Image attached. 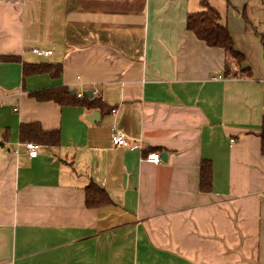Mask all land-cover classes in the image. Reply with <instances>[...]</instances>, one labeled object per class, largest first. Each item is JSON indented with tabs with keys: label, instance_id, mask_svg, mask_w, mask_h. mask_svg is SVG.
<instances>
[{
	"label": "crops",
	"instance_id": "1",
	"mask_svg": "<svg viewBox=\"0 0 264 264\" xmlns=\"http://www.w3.org/2000/svg\"><path fill=\"white\" fill-rule=\"evenodd\" d=\"M203 1L246 58L231 75L225 52L187 30ZM254 32L264 34V0H0V57L19 60L0 62V264H264ZM49 64L59 76L40 70ZM60 88L100 106L33 96ZM22 124L60 141L45 145L36 127L20 138ZM113 127L138 148H115ZM26 143L41 147L36 159ZM152 152L161 164L144 161ZM91 183L107 196L95 206Z\"/></svg>",
	"mask_w": 264,
	"mask_h": 264
},
{
	"label": "trees",
	"instance_id": "2",
	"mask_svg": "<svg viewBox=\"0 0 264 264\" xmlns=\"http://www.w3.org/2000/svg\"><path fill=\"white\" fill-rule=\"evenodd\" d=\"M204 10L201 12L190 14L187 18V30L192 31L201 41L205 42L210 48L222 49L225 52L226 64H225V75H231L232 63H235L239 67L245 62L246 58L243 54L238 52L234 47L233 39L227 26L222 22L219 12L211 7L207 2H202ZM247 32L253 31L248 26V21L246 20ZM257 35L261 38V43L264 48V34ZM17 57H0V62L14 63L18 62ZM40 70L42 72L51 73L52 76L57 77L60 75L62 69L61 66L56 65H40ZM247 77H252L250 69ZM29 70H24V79L29 75ZM39 101H54L60 106H71V107H86L90 109L91 107L99 108L100 103L90 100L86 95L83 98H78L77 95L72 96L70 90L67 88H60L54 90H48L38 93H33ZM36 127L39 128L37 124H22L20 127V138L24 135L27 130ZM43 138L45 139V145L49 144L56 145L60 141V132L53 131H42L40 130ZM8 135L7 132L3 135V140L6 141L5 136ZM261 149L264 155V118L262 123L261 131ZM35 141V140H31ZM202 183L204 185L205 191H210L212 189V164L210 162H203L201 165ZM87 196V206H95L100 203V199L106 198V193L98 188L95 184H90L86 188Z\"/></svg>",
	"mask_w": 264,
	"mask_h": 264
},
{
	"label": "built area",
	"instance_id": "3",
	"mask_svg": "<svg viewBox=\"0 0 264 264\" xmlns=\"http://www.w3.org/2000/svg\"><path fill=\"white\" fill-rule=\"evenodd\" d=\"M34 55H36L39 58H51L54 55L53 51H42L39 49L33 50ZM79 98H83L84 95H79ZM15 111H18V109H15ZM118 110H112V114L117 116ZM113 145L115 148H126L130 150L137 149V144H132L124 135L118 133L116 129L113 127ZM24 148L28 151L29 157L31 159H36L38 157L39 151L41 147L38 144L34 143H26L24 144ZM145 162H148L150 164L159 165L162 163V156L158 154L157 152L149 153L144 159Z\"/></svg>",
	"mask_w": 264,
	"mask_h": 264
},
{
	"label": "water",
	"instance_id": "4",
	"mask_svg": "<svg viewBox=\"0 0 264 264\" xmlns=\"http://www.w3.org/2000/svg\"><path fill=\"white\" fill-rule=\"evenodd\" d=\"M72 94L75 95V92H73ZM87 96H89V98H91V99L93 98V94L92 93L91 94H87ZM163 158L167 159V156L164 155Z\"/></svg>",
	"mask_w": 264,
	"mask_h": 264
}]
</instances>
